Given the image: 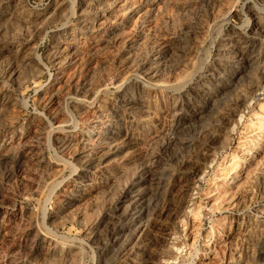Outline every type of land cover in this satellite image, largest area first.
<instances>
[{
  "label": "rangeland",
  "instance_id": "374dc122",
  "mask_svg": "<svg viewBox=\"0 0 264 264\" xmlns=\"http://www.w3.org/2000/svg\"><path fill=\"white\" fill-rule=\"evenodd\" d=\"M0 264H264V0H0Z\"/></svg>",
  "mask_w": 264,
  "mask_h": 264
}]
</instances>
